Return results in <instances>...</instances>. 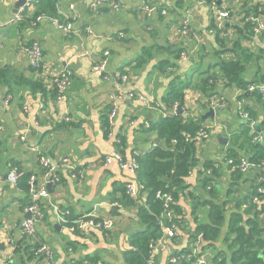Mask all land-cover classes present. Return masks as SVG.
I'll use <instances>...</instances> for the list:
<instances>
[{"label": "crops", "instance_id": "0c3cea01", "mask_svg": "<svg viewBox=\"0 0 264 264\" xmlns=\"http://www.w3.org/2000/svg\"><path fill=\"white\" fill-rule=\"evenodd\" d=\"M119 1L120 10L115 11L107 4L92 6L89 0H59L61 20H64L63 12L71 11L69 4H75L77 19L70 36L49 19L32 24L11 22L18 0H0V65L10 64L17 69V74L42 79L46 88L43 91L35 87L23 89L11 104L0 106V117L4 123L0 136L4 135V140L7 139L0 151V172H7L9 165L14 164L12 166L25 172L34 171L40 176L42 169L37 162V155L42 154L59 165L62 180L52 185L49 198L42 197L40 200L57 205L64 212L72 210L75 217L92 211L100 204L99 214L116 220L110 233L79 236L59 227L53 207L45 215L41 209L43 218L36 224L37 233L49 241L47 243L53 246L62 261L69 264H74V258L94 254L95 250L105 253L107 264H116L115 258L128 246L129 231L138 227L134 221L136 207H125L122 211L114 206L121 202V188L126 187L134 175L116 162L105 164L104 156L119 150L126 160L131 161L136 156L150 152L159 137L148 126L151 125L150 121L160 117L161 112L155 106L147 105L138 94L159 102L173 84L175 76H196L191 61H180L179 67L173 72L167 71L169 73L158 68L159 60L170 57L161 46L178 40L171 30L180 13L148 15L142 10V0ZM202 1L204 4L193 10L191 23L205 39L213 41L211 7L207 1ZM150 2L164 5L165 0ZM87 27L92 33L86 31ZM31 41L38 42L43 52L39 71L22 51V45ZM146 47L151 48L153 56L138 68L135 66L136 58ZM106 50L110 51L107 71L105 76H100L92 71V66L104 57ZM64 68L71 70L72 80L66 100L58 104L51 98L50 82L52 74ZM123 71L129 73L126 89L133 90L135 94L125 95L118 101L116 122L110 132L105 126V119L112 106L111 95L116 89L113 79ZM221 92V96L216 97L221 106L216 108L214 117L206 119L210 136L208 141L199 145L198 152L202 160H220L227 154V146L234 143V134L242 135L247 119L237 112L238 99L243 100L246 106L250 104L256 111L259 110L260 124H264V106L252 96L242 97L244 92L233 86L222 87ZM196 97H199V93L191 88L186 89L188 103L194 102ZM201 101H197V108ZM23 107H26V112ZM67 116L70 119H66ZM263 128H260L261 134H264ZM21 135H25L26 139L21 140ZM220 136L228 138L227 144L219 141ZM243 140V137L240 138L233 147L241 154H248ZM221 171L217 185L219 197H223L224 189L232 182L227 167L223 166ZM191 177L198 182L195 174ZM239 181L241 190L244 182ZM24 196L19 183L0 182V264L9 263V256L14 254L10 240L16 242L24 239L21 224L30 217L27 216L28 205H25ZM38 204L41 206L40 201ZM54 225L58 229L53 230ZM78 237L83 239L75 240L78 245L74 251L71 244ZM164 243L159 250L161 264L167 262L168 254L174 250L170 238H164ZM180 243L183 246L184 241ZM29 264L44 262L33 259Z\"/></svg>", "mask_w": 264, "mask_h": 264}, {"label": "trees", "instance_id": "16d2710c", "mask_svg": "<svg viewBox=\"0 0 264 264\" xmlns=\"http://www.w3.org/2000/svg\"><path fill=\"white\" fill-rule=\"evenodd\" d=\"M142 1V6L144 2H147L148 5H156L158 9L165 8L166 14H162L160 10L156 12V14L162 16L180 13L175 22L176 25H179L187 9L200 0H165L164 5ZM205 1L211 7L210 24L214 29L212 36L214 40L205 39L191 23L188 26L187 35L178 34L177 42H167L161 46L169 53L170 57L159 60V69L166 71L168 68H172V71L169 72H173L179 67L180 61H191L192 70H194L196 76H186L185 78L175 76L173 84L163 95L161 101L158 102L161 106V109H158L161 112L160 117L157 120L150 121L151 125L148 126V129L156 133L160 141L146 155L136 156L139 163L137 169L138 181L144 185L140 194L137 197H132L126 192L125 187L120 190L121 206L115 207H117V210L122 211L125 207H136L134 221L138 227L128 235V246L121 250V255L114 257L116 264H153V262L161 264L160 255L155 253L153 246L166 238L160 224V219L165 215L166 209L163 200L157 197L158 191L168 192L172 195L171 207L174 211L173 220L176 223V234L168 237L174 243V250L170 251L167 262H164V264H196L197 259L206 254H208L207 264H264V192L259 191V188L264 189V166L262 165L264 140L263 142H253L252 133V127H256L257 133H259L260 128L264 127V124H260L259 110L256 111L250 104V106L248 104L246 106L244 103L243 109L250 113V119H247L242 135L234 134L236 135L234 143L227 146L228 151L223 158L216 161L212 159L202 160L198 152L200 142L205 143L207 141L198 135L202 128L207 127V118L203 119V115L212 108L214 97L221 96L222 87L233 86L240 89L244 92L241 95L242 97L252 96L264 106V94L260 90L256 89L249 92L250 87L253 85H264V73H262L260 64L261 55L264 52V33L256 34L253 30L254 23L251 20H246L251 12L264 17V7L262 12L259 11L260 4L245 10L242 8L240 12H237V5L234 0ZM58 3L59 0H34L33 7L24 10L23 20L19 22L32 24L37 21V17L40 15L61 18ZM213 3L216 4L217 8L223 9L225 7L229 9L236 20L222 27L217 26ZM180 27H183V23L180 24ZM194 35L197 37L195 38ZM247 41H250L249 45ZM208 53H212V55L206 61ZM182 54L187 58L182 59ZM41 56H43V52ZM152 56L151 48H144L137 56L135 66L138 68L143 66ZM251 64H257L255 73L248 71ZM35 69L40 70V67ZM16 70L10 64L7 66L0 65V89L6 90L8 94L15 97L23 89L32 87L41 91L46 89L42 79L27 78L20 73L17 74ZM122 70H124V67ZM124 72L126 71L120 74ZM187 88L199 93V97H196L194 102L188 103L186 100L185 92ZM50 91L52 93L51 98L55 99L58 91L52 82ZM198 100H202L198 102V107L201 110H197L199 108L195 106ZM176 102L184 108V113H176L173 108ZM0 106H5L2 99L0 100ZM23 110L26 112V107H23ZM108 122L107 117L105 126L111 132L114 126L111 127ZM0 124L4 125L1 117ZM209 130L208 127V132ZM242 137L244 139L243 143L246 144L249 150L248 154H241L233 147ZM5 140L4 135L0 136V151H2ZM119 152L123 156V152ZM41 156L44 155H37V162L42 169L40 176L36 175L34 171L25 172L22 170L19 179L20 188L25 193L23 199L25 205L32 203L29 184L31 176H35L36 188L45 179L47 168L41 164ZM242 157H246L254 164L246 172L235 169L232 164L228 163L230 158L237 161ZM123 159L126 160L124 156ZM115 162L120 164L117 161ZM12 165L14 164H10L9 167ZM223 166H226L227 171H230L232 182L224 189L223 197H219L217 185L222 175ZM56 173L60 174V169H57ZM194 174L199 179L198 182L192 180L191 176ZM239 180L244 182L241 190L239 189ZM237 190H239L238 193L232 194ZM42 197H38V201H40V209L44 211L45 215V212L53 206L46 200H40ZM62 212L68 222H58V224L60 227L68 229L66 226L74 225L79 216L75 217L72 210ZM100 216L101 218L104 217L101 214ZM42 218L43 213L36 224L40 223ZM110 218L114 219L113 217ZM115 224L116 221L111 228H90L84 232L68 230L79 236L92 233L94 236H102L112 232ZM57 227L54 225L52 229H58ZM79 239L83 238H74L72 241L71 245L74 251H76L78 245L76 243L78 241L75 240ZM182 241H184L183 246L180 243ZM42 242L47 243L49 241L38 234L37 229L35 234L26 235L24 239L17 240L14 248L15 258L8 259L9 264H29L33 259L44 262V257L35 253V249ZM49 245L55 251L53 246ZM96 251H94V254H96ZM94 254L80 256L78 259L74 258L73 263L100 264V262H104V264H107V261L100 259L99 254H96V258L93 256ZM170 254L172 257H177L178 261L170 262ZM55 255L59 264H69L62 261L57 252H55Z\"/></svg>", "mask_w": 264, "mask_h": 264}, {"label": "built area", "instance_id": "2783aa9c", "mask_svg": "<svg viewBox=\"0 0 264 264\" xmlns=\"http://www.w3.org/2000/svg\"><path fill=\"white\" fill-rule=\"evenodd\" d=\"M92 6L96 5H110L115 11L120 10L121 7V2L119 0H89ZM257 1V0H254ZM147 2H144L142 9L148 13L149 15H152L159 10L162 11V14H166L165 8H160L156 5H148L146 4ZM204 1L200 0L196 4L192 5L190 8L187 9L185 12L182 22L183 27H180L179 25H175L172 30L171 34L178 38V34H183L187 35L189 31V24L191 25V20L193 16V10H195L198 6L203 5ZM33 4L32 1L28 0L25 5L19 8L18 12H16L11 20V22H19L23 20V12L26 8H32ZM75 4L71 3L69 4V10L67 13L63 12L64 15V20H61L60 18L53 17V16H47V15H40L37 17V21L43 20L44 18L49 19L54 26L57 28L61 29L64 31L65 34L71 35L72 32H74V21L77 19V13L74 11ZM213 9L215 10V21L217 26L222 27L225 24H230L232 21H235L234 16L231 15V12L229 9H226L225 7L222 8H217L216 4L213 3ZM246 20H251L254 23V31L256 34H261L264 33V17L262 15H256L254 12L249 13V16L246 18ZM1 26V24H0ZM86 31L88 33H92V30L87 27ZM196 38L197 36L194 35ZM178 41V40H177ZM176 41V42H177ZM2 47V44L0 42V48ZM22 51L27 54L31 62L34 66V68H39L41 65V47L38 42H26L22 45ZM110 55V51L106 50L104 52L105 58L98 60L95 62L92 66V70L94 73L100 75V76H105L106 71H107V65H108V59L107 57ZM187 57L182 54V59H186ZM172 68H168L166 70L170 71ZM72 78V72L68 68H64L61 71H58L51 76V82L52 84L57 88L58 95L54 99L55 103H62L66 100V93L68 90V86L71 82ZM115 84H116V89L111 95L112 98V106L111 109L108 113V123L110 124L111 127L115 125L116 122V117L118 113V108H119V103L118 101L123 98L125 95L128 96H133L135 93L133 90H128L126 89L125 85L129 80V75L128 74H119L116 78L113 79ZM260 90L261 93L264 94V85H253L250 87L249 91L253 90ZM4 97L3 104L5 105L4 107L8 106L10 102L13 99L12 94H8L6 90L0 89V100ZM138 97L143 100L147 105L150 106H155L157 109H161V106L159 105L158 102H154L153 99H149L146 95L139 93ZM238 108L237 112L238 114L245 119H250V113L246 110L243 109L244 102L243 100H238ZM179 104L176 102L173 106L174 110H178ZM221 106L220 100L218 98H214L212 101V108L216 110L217 107ZM224 106V104L222 105ZM27 111V110H26ZM165 115V114H164ZM66 119H70L69 116L66 117ZM208 126L202 128L199 132L198 135L200 138H203V140H207L210 136L208 132ZM4 128L3 124H0V131H2ZM252 133H253V142H263L264 140V135L261 134V132L257 133L256 127H252ZM21 140H25L26 136L21 135L20 136ZM201 143V142H200ZM200 145V144H199ZM104 162L105 164H111L112 162H119L120 165L123 168H127L132 171L134 175V179L126 184V192L132 196V197H137L141 189L144 188V185L138 181V175H137V169L139 167V163L136 160V157L133 158L131 161H126L123 159L122 154L119 152V150L112 151L104 156ZM67 162L68 160L65 159ZM41 164L47 168V172L45 174V179L40 184L37 188L35 187L36 181H35V176L32 175L29 184H30V193H31V199L32 203L27 206V211L30 213V217L26 218L22 224L21 228L24 233V235H32L36 233V221L42 217V211L40 209V206L38 204V197L43 196L49 198L50 191L48 190V184L51 183L52 185L57 184L61 181V176L60 174L56 173V170L59 169V165L57 163H54L50 160V158H47L45 156H41L40 158ZM229 164H232L235 169H240L241 171L246 172L249 170L251 167L254 166L252 162H250L246 157L239 158V160L234 161L233 158H230L228 160ZM262 165L264 166V159L262 161ZM210 171V170H209ZM208 171V172H209ZM22 174V170L19 169L16 166H11L10 170L6 173H0V182H11L15 185L19 183L20 176ZM260 192H264V189L259 188ZM157 197L161 198L164 202V206L166 209V213L163 216L162 219H160V224L162 225L163 228V234L166 237H171L176 234V223L173 220L174 217V211L173 208L171 207L172 204V195L168 192H162L158 191L157 192ZM54 213L59 220V222H64L67 223L68 220L65 218L64 213L60 210V208L57 205H52ZM114 206H121L120 203H115ZM100 204L96 205L92 211L87 212L80 216L72 226H66L71 231L79 230L81 232H84L90 228H111L113 224L115 223L114 219L110 217H103L101 218L100 216ZM16 243L14 239L10 240V245L12 248L16 247ZM164 245V241H159L158 244L153 245L155 249V253L158 254L160 248ZM35 253L37 255H41L44 257V263L45 264H59L56 260V255L55 251L51 248V246L46 243L42 242L41 245L35 249ZM191 256V255H188ZM207 256L203 255L200 258L197 259L196 264H207ZM11 258V257H10ZM170 262H177L178 258L177 257H172L170 254L169 258ZM153 264H158L156 262H153Z\"/></svg>", "mask_w": 264, "mask_h": 264}, {"label": "rangeland", "instance_id": "374dc122", "mask_svg": "<svg viewBox=\"0 0 264 264\" xmlns=\"http://www.w3.org/2000/svg\"><path fill=\"white\" fill-rule=\"evenodd\" d=\"M145 1H149L150 2V0H145ZM235 2H236V5H237V7H236V11L237 12H240V10L243 8L244 10L246 9V8H252L253 6H255V5H258V4H260V6H259V11H261L262 12V10H263V7H264V0H257V1H254V0H234ZM215 2V1H214ZM53 17H55V16H53ZM58 18V17H57ZM44 19H46V18H44ZM43 19V20H44ZM41 21V20H40ZM38 22V21H37ZM254 28L255 27H253V30H254ZM32 42H34V41H32ZM247 43H248V45L250 44V41H247ZM213 50V49H212ZM200 52V51H199ZM212 55V53H208L207 54V57H206V61H207V59H208V57L209 56H211ZM262 57H261V60H260V64H261V67H262V73H264V52H263V55H261ZM217 69V68H216ZM248 71L250 72V73H255L256 71H257V64H251V65H249V67H248ZM50 86H51V82H50ZM216 97H218V96H216ZM15 98V96L13 95V99ZM215 98V97H214ZM4 99V97L2 98V100ZM209 139V138H208ZM208 139H207V141H208ZM209 147V146H208ZM116 221V220H115ZM66 230H68V229H66ZM71 232V231H70ZM131 232H133V230H131V231H129V234L128 235H130L131 234ZM115 232H113V234H114ZM119 244V243H118ZM14 249V248H13ZM96 254H99L100 255V259H102V260H106V261H108V258H107V256L105 255V253L103 252V251H100V250H98V251H96ZM96 254H94L93 256L96 258L97 256H96ZM15 255L13 254V255H10L9 257H11V258H15L14 257ZM4 264H9L8 262H5Z\"/></svg>", "mask_w": 264, "mask_h": 264}, {"label": "water", "instance_id": "95a60500", "mask_svg": "<svg viewBox=\"0 0 264 264\" xmlns=\"http://www.w3.org/2000/svg\"><path fill=\"white\" fill-rule=\"evenodd\" d=\"M27 1H28V0H18V2H17V4H16L15 12H17L18 9H19L20 7H22L23 5H25V4L27 3ZM176 113H184V110H183V108H182L181 105L178 106V110L176 111ZM214 115H215V110H214L213 108H211L206 114L203 115V119H206V118H208L209 116L214 117ZM222 137H223V136H220V137H219V141L222 142V143H224V144H227V142H228V138H226V137H223V138H222ZM222 139H224V141H222ZM156 141H157V143H159V138H157ZM47 186H48V189H49L50 191H52V184L49 183ZM27 216L29 217V216H30V213H28ZM59 227H60V226H59Z\"/></svg>", "mask_w": 264, "mask_h": 264}, {"label": "clouds", "instance_id": "9594fccd", "mask_svg": "<svg viewBox=\"0 0 264 264\" xmlns=\"http://www.w3.org/2000/svg\"><path fill=\"white\" fill-rule=\"evenodd\" d=\"M30 1H32V0H30ZM19 10V9H18ZM18 12V11H17ZM183 108V107H182ZM183 110H184V108H183Z\"/></svg>", "mask_w": 264, "mask_h": 264}]
</instances>
